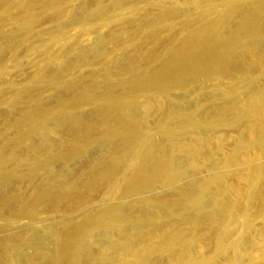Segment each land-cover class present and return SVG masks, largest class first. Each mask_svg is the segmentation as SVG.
I'll list each match as a JSON object with an SVG mask.
<instances>
[{
	"label": "rangeland",
	"instance_id": "374dc122",
	"mask_svg": "<svg viewBox=\"0 0 264 264\" xmlns=\"http://www.w3.org/2000/svg\"><path fill=\"white\" fill-rule=\"evenodd\" d=\"M203 1L196 0L198 6L190 9L186 0H124L120 5L115 0H0V148L8 154L6 166L15 172L19 170L14 176L9 175L11 178L0 174L1 251L6 250L5 238L14 244L25 240L29 244L22 249L26 253L21 254L35 256L36 243L40 238L49 239L50 227L60 228V232L70 218L83 221L113 205L118 213L142 219L140 224H125L127 235L133 237H127L128 242L134 249L141 247L140 241L135 242L140 230L159 238L160 249L148 255L147 264H182L177 259L180 253L197 264H225L237 256L247 262L250 249L261 262L264 258V169L257 166L264 164L260 145L264 140V97L259 99L258 114L248 115L244 107L249 99L259 96L258 87L264 86V41L250 48L252 62L245 69L241 55L233 58L232 73L240 72L236 77L187 75L184 89L141 94L140 103L127 109L130 116L144 112L145 117L138 124L145 133L143 138L154 149H160L163 158H170L172 154L173 163L186 171V176L174 184L155 179L149 189L141 191L144 203L138 202L135 194L125 193L126 184L133 179L128 168L130 155L125 157L124 169L112 187L102 180L93 189L87 186L92 178L103 176L104 169L99 163L118 150L116 143L109 140L116 138L105 135L116 115L112 113L103 121L94 102L77 104L72 109V113L82 117L79 134L77 125L69 118L52 122L51 112L42 138H34L39 139L35 146H48V152L38 154V159L41 158L38 160L37 153L32 155L33 148L25 147L24 154L18 152L19 159L11 158L12 154H18L15 150L13 153L11 143L18 136L19 118L41 107L52 108L60 97L75 101L78 92L92 84H97L102 92L107 72L112 86L109 94L129 91L138 71L152 73L171 58L184 35L202 15L200 3ZM171 6L176 7L179 16L161 21L160 14ZM219 16V11H214L203 19L214 20ZM238 20V16L232 17L223 28L224 33L233 32ZM58 71L62 79L52 76ZM233 82L237 93L221 96ZM68 83L74 86L69 89ZM226 107H229L227 118L206 122ZM187 116L198 123L196 129L185 130L183 122ZM169 129L176 133L169 136ZM77 137L92 139L93 143L85 152L64 160L60 156L62 149L75 150ZM183 144L199 148L196 169L188 164L187 153L181 151ZM54 152L58 154L56 160H52L49 168L43 167L36 173L32 163L46 160ZM219 172L223 173L225 187L223 204L220 199L219 204H213V199L220 195L219 186L213 183L202 204L185 209L180 201ZM47 183L62 192L63 200L57 199L61 201L59 205L53 198L48 201L47 198L41 205L36 202L35 197ZM76 186L79 188L73 189ZM29 204L31 214L24 211ZM222 205L229 210L227 214ZM152 210L158 215L148 219ZM108 231H93L97 249L111 251ZM224 231L227 234L220 242ZM174 238L178 245L168 249ZM49 250L50 254L54 253L52 245ZM12 251L14 259L19 261L16 247ZM94 253L96 260L99 256Z\"/></svg>",
	"mask_w": 264,
	"mask_h": 264
},
{
	"label": "bare ground",
	"instance_id": "6f19581e",
	"mask_svg": "<svg viewBox=\"0 0 264 264\" xmlns=\"http://www.w3.org/2000/svg\"><path fill=\"white\" fill-rule=\"evenodd\" d=\"M116 2L118 3L117 5H120L124 3V0H115V3ZM185 4H187L190 9L198 6L196 0H186ZM200 5L203 9L202 15L196 19L194 27L184 35L180 44L174 49L175 51L171 58L158 70H155L152 73L138 71L135 75V83L132 84L131 89L125 93L117 95H111L108 93L112 86L109 78L110 73L107 72L105 74V89L102 92L97 84H92L79 91L75 101L70 102L63 97H60L58 103L52 108H50V106L41 107L32 113L22 116L16 122L18 136L17 139H13L14 141L11 143V145L13 144L14 146L13 153L15 150L17 153L21 152L24 154L23 152H25L24 150L26 148H33L35 152L32 153V155L37 153L36 159H38V154H42L41 152L45 151L48 152V148L50 147L44 146V142L42 141L41 145H43V148H37L35 143L39 141V139L34 138H42L43 130L49 126H47V123L49 120L48 118L51 117V112L53 113L51 119L52 122L59 123L62 118H69L77 125L76 128L78 132H76L79 134V131L82 129L80 125L82 117L78 114L76 115V113H72V109L76 107L77 104L94 102L102 114L101 118L103 121L107 120L108 116L112 113L116 115L114 123L106 128L105 135L106 137L116 138L109 140L116 143L118 150L112 151L108 159L102 160L99 163L104 169V174L95 179L92 178L87 183V186L90 187V189H93V185L98 184L101 180L112 187L119 178L120 170L124 169V161L127 155L131 156V162L130 165H128V168L133 175V179L129 180L126 184L125 193L131 192L135 194L138 202L144 203V197L141 196V191L149 189L155 179L161 178L169 184L179 182L186 176L185 169L173 163L171 158L174 156L172 154H170V158H163L160 154V149H154L149 140L143 138L145 133L138 128V124L145 117V114H143L144 112H141L139 114L140 116H130L127 113V109L140 103L141 94H158L167 92L173 88L184 89L186 87L184 78L187 75L197 76L201 74L204 77L210 78L217 74H223L236 77L240 72L238 71L239 73L236 75L232 73L233 58L236 55H241L242 58H244L242 62L244 63L243 67L245 69L247 63L250 64L252 62L250 48H255L261 41H264V0H222L221 2L204 0ZM214 11H219L220 16L217 19L206 21L203 19L206 15H210ZM170 16H179L175 6L166 8L160 14L159 19L162 21V19ZM234 16H238L239 19L236 28L233 32L225 34L223 28ZM52 76L56 79H62V73L59 71L57 73L55 72ZM247 77L250 78V76ZM67 85V88L69 89L74 86L72 83H68ZM258 88L259 96L249 99L244 107V112L248 115L258 114L260 112L261 105L259 99L264 97V86ZM236 93L237 86L236 83L233 82L227 89L221 92V96H224L225 94L234 95ZM146 103L147 101L145 104ZM228 114L229 107L223 108L220 112H216L215 116L212 115L211 120H207L206 122L211 123L225 119ZM183 125L185 126V130L196 129L198 127V123L194 122L192 116H187L184 119ZM168 132L169 136H173L176 133L172 129H169ZM262 139H264V137ZM46 141H48V139ZM76 143L77 147L75 150L62 149L60 156L64 160H68L77 154L85 152L90 144L93 143V140L79 139L77 137ZM260 145L263 146L264 151V140L260 141ZM180 149L187 153L188 164L196 169V156L200 152L199 148L193 147L191 144H183L180 146ZM18 154H12L11 158L17 159L21 155ZM54 154L51 153L49 156L47 155L46 160L42 159L43 161L32 163L33 169H37L35 172L41 168L43 170V167H48L50 163H53L52 160H56L55 157L58 155L56 152H54ZM7 155L6 150L0 148V174H5L9 178V175L14 176L19 170L15 172V169H9L6 166V162L9 161V159L8 161L5 160L8 158ZM257 167L260 170H263L264 164L258 163ZM24 176L26 177L29 175L25 174ZM222 179L223 173L219 172L211 180H207L197 185V187L192 189L190 195H186L184 199L180 201L182 206H184L185 209H191L196 205L202 204L203 197L209 191L210 186L213 183L218 185L220 190V195L213 199V204H219V199L223 204L225 187ZM51 182L52 181H49L48 183ZM46 185H44L41 190L39 188L40 185H37L40 192L39 195L35 197L37 200L36 202L41 205V203L47 198V201L49 198H53V200L57 202V205H59L58 202L61 203V201L57 199L61 198L62 192L53 188L50 184ZM76 188L79 187L76 186L73 189ZM121 197H123V195H121ZM61 199L63 200V198ZM29 205L30 206L24 211L31 214V204ZM223 208L224 213L227 214L229 210H225L226 207L224 205H222V209ZM157 215V211L152 210L151 214L148 215V219H155ZM141 221L142 219H140V216L118 213L116 206L109 205L98 215L94 217L92 215L86 220L76 221L75 219L70 218L65 221V225L63 226L64 229L60 232V228L58 230L51 225L52 227H50L48 234L49 239L40 238L37 243L34 241L35 239L33 240L36 243V254L32 257L27 256L28 254H21L24 252H22V249H24L23 247L28 242L25 240H18L19 242L14 244L10 242V238H5L4 247L6 250H0V264H80L82 262H87L88 264H104V262L107 261L115 264H147L146 258L148 255L153 251L160 249L159 238H155L152 233L140 230L135 242L138 244L140 241L141 247L134 249V245L130 244L127 238L129 237L132 239L133 237L127 235L125 229L126 222L130 224H140ZM195 222H198V218L195 219ZM226 227L229 226L226 225ZM96 229L109 230L108 245L111 251L108 250L107 252L106 249H103L102 247H98L97 249V246L93 243L92 239L93 231ZM226 234L227 231H224L221 234L220 242L224 240ZM51 245L54 248V253L52 254L49 252ZM177 245V238H174L167 246L168 249H171L175 248ZM14 247H16L17 254L20 257L19 261L14 259V252L12 251ZM94 251H96L99 256L96 260H94ZM249 253L250 259L247 262L237 256V258H230L225 264H264V258L260 262L254 250L250 249ZM177 259L182 264H197L195 261L186 260L185 254L183 255L182 253L179 254ZM25 261L27 263H25Z\"/></svg>",
	"mask_w": 264,
	"mask_h": 264
}]
</instances>
